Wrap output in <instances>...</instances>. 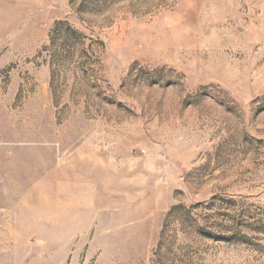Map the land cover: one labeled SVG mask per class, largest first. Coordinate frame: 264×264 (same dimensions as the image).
<instances>
[{
	"label": "rangeland",
	"instance_id": "rangeland-1",
	"mask_svg": "<svg viewBox=\"0 0 264 264\" xmlns=\"http://www.w3.org/2000/svg\"><path fill=\"white\" fill-rule=\"evenodd\" d=\"M0 264H264V0H0Z\"/></svg>",
	"mask_w": 264,
	"mask_h": 264
},
{
	"label": "trees",
	"instance_id": "trees-1",
	"mask_svg": "<svg viewBox=\"0 0 264 264\" xmlns=\"http://www.w3.org/2000/svg\"><path fill=\"white\" fill-rule=\"evenodd\" d=\"M54 36L58 38V42L61 44V47H64L67 42H81V39L83 38L82 35L73 29L67 22L61 21L54 25L53 30L49 34L50 45L53 43Z\"/></svg>",
	"mask_w": 264,
	"mask_h": 264
},
{
	"label": "crops",
	"instance_id": "crops-1",
	"mask_svg": "<svg viewBox=\"0 0 264 264\" xmlns=\"http://www.w3.org/2000/svg\"><path fill=\"white\" fill-rule=\"evenodd\" d=\"M15 3H17V4H19V2H15ZM15 8L17 9V10H25V5H21V6H18V5H15ZM27 9H30V6H28L27 7ZM17 17H19L20 15H16ZM23 16V15H22Z\"/></svg>",
	"mask_w": 264,
	"mask_h": 264
}]
</instances>
